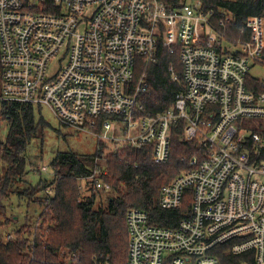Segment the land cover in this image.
I'll list each match as a JSON object with an SVG mask.
<instances>
[{"label": "built area", "instance_id": "2783aa9c", "mask_svg": "<svg viewBox=\"0 0 264 264\" xmlns=\"http://www.w3.org/2000/svg\"><path fill=\"white\" fill-rule=\"evenodd\" d=\"M233 17L201 0H0V102L45 106L94 138L100 151L79 191L111 190L101 176L117 149L150 147L162 165L177 131L196 142L189 168L158 193L160 209H184L174 226L127 209L126 264H264V78L250 73L264 67V16L235 37ZM161 50L178 56L181 78L168 72L181 89L152 114L142 98Z\"/></svg>", "mask_w": 264, "mask_h": 264}, {"label": "trees", "instance_id": "16d2710c", "mask_svg": "<svg viewBox=\"0 0 264 264\" xmlns=\"http://www.w3.org/2000/svg\"><path fill=\"white\" fill-rule=\"evenodd\" d=\"M166 1L178 7L184 0ZM201 1L206 8L233 14L229 32L234 37L249 17L264 16V0ZM170 64L180 79L176 54L161 50L156 62L148 65L149 93L142 98L146 112L167 109L180 91V81L172 80L168 72ZM39 108L0 102V123L7 127L5 140H0V264H126L129 207L145 210L152 224H176L184 209L162 210L157 197L163 185L189 168L195 141H184L177 131L168 161L162 165L153 162L150 147H125L106 155L107 174L101 179L111 193L103 201L100 190L89 183L82 184L83 192L78 189V178L89 172L100 150L91 154L57 151L49 165L50 180L40 179L32 185L25 178L28 149L47 125L36 113ZM48 188L52 194L45 193ZM8 234L12 238L6 240Z\"/></svg>", "mask_w": 264, "mask_h": 264}, {"label": "rangeland", "instance_id": "374dc122", "mask_svg": "<svg viewBox=\"0 0 264 264\" xmlns=\"http://www.w3.org/2000/svg\"><path fill=\"white\" fill-rule=\"evenodd\" d=\"M60 54L51 59L48 65L47 74L51 75L60 67ZM173 66V64H171ZM174 69V67H173ZM175 71V69H174ZM250 73L260 79L264 78V67H255ZM45 120L43 133H38L33 139L27 154L28 173L25 177L32 185L37 184L40 179L50 180L53 176L49 167L57 151H73L79 154H91L96 151L95 140L92 136L84 132H76L74 129L60 125L53 117L52 113L45 106H40L36 112ZM259 119L252 118L249 124L253 127L257 125ZM7 132L5 122L0 123V140L4 141ZM109 147L104 149L105 153ZM41 166L47 168L46 172L40 170ZM109 191H100L101 199L104 201ZM100 199V200H101ZM99 200V199H98ZM14 205L16 200L13 201ZM98 203V201H97ZM22 210V208H20ZM17 212V211H15Z\"/></svg>", "mask_w": 264, "mask_h": 264}]
</instances>
